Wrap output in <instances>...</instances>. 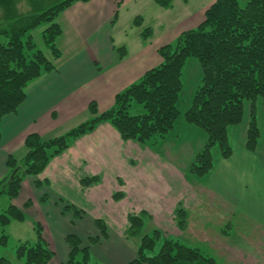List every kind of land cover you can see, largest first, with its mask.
I'll return each instance as SVG.
<instances>
[{"label": "crops", "instance_id": "obj_1", "mask_svg": "<svg viewBox=\"0 0 264 264\" xmlns=\"http://www.w3.org/2000/svg\"><path fill=\"white\" fill-rule=\"evenodd\" d=\"M142 3L152 4L154 0L75 2L60 13L57 23L63 33L56 44L60 47L62 42L64 49L69 46L71 54L65 57L61 53L56 70L31 83L18 111L2 119L0 180L7 176L9 156L19 160L25 156L28 135L38 134L49 140L67 133L93 118L87 116L92 102L100 114L106 112L121 91L161 64L159 49L175 38L153 44L151 38L145 41L141 32L131 33L137 27L135 19L120 24L128 5ZM131 35L135 37L132 43ZM121 47L126 50L123 59L117 52ZM258 118L261 138L256 152H248L245 146L248 114L229 132L230 142L233 135V156L217 159L213 171L201 180H189L186 170L202 150L205 134L184 118L164 140L158 141V150L123 141L110 124L102 123L54 158L37 178L27 177L19 197L10 203L32 217L23 224L34 221L42 226L44 239L54 254L49 264L68 262L70 235L76 236L81 247L88 248L99 263L128 264L138 252V242L126 235L130 213H145L149 217L146 228L152 223L163 234L180 237L184 232L175 223L177 206L188 212L199 201L217 205L223 201L232 214L234 210L243 211L250 222L264 228L263 100L258 103ZM93 177H99L100 183L86 188L81 185L83 179ZM36 180L49 185L37 189ZM117 193L123 194L120 201L114 200ZM45 196L47 201L43 202ZM67 205L81 212V217L73 210L66 211ZM215 210L225 212L227 207L219 205ZM97 220L107 227L105 237L96 226ZM90 239L100 241L91 244Z\"/></svg>", "mask_w": 264, "mask_h": 264}, {"label": "trees", "instance_id": "obj_2", "mask_svg": "<svg viewBox=\"0 0 264 264\" xmlns=\"http://www.w3.org/2000/svg\"><path fill=\"white\" fill-rule=\"evenodd\" d=\"M90 0H52L45 5L41 0H29V10L20 12L17 0H0L6 10L0 20V123L3 118L15 114L27 98V88L46 73L56 70V65L38 48L31 33L41 25L48 26L41 33L42 43L50 50L53 58L61 57L57 40L62 35L57 18L75 2ZM163 9H172L173 0H154ZM52 3V4H51ZM143 18L137 17L134 25L141 27ZM153 31L146 28L141 33L147 41ZM121 59L125 48H118ZM162 62L147 71L136 83L121 91L114 105L99 113L97 104L89 105L93 116L74 129L58 137L43 140L38 134H30L25 140L26 154L22 159L9 156L6 162L7 176L0 180V203L3 197L10 202L17 199L27 177L37 178L50 162L67 151L78 139L93 133L102 123L110 124L123 141H133L151 147L164 140L177 126L182 114L180 109L183 93V71L188 60L198 62L202 72L201 84L184 111L185 122L205 134L202 150L195 156L186 170V177L204 179L213 171L216 160H228L233 156L229 139L230 128L243 123L246 105L249 104V123L246 149L255 153L261 138L258 118V103L264 101V0H216L204 14V20L195 29L181 33L173 42L162 46L159 51ZM133 104L141 105L144 113L132 115ZM1 141V135H0ZM17 172L13 179L11 176ZM100 178H85L83 187L99 184ZM40 189L48 182L35 181ZM123 194L114 195L115 201ZM47 197H43V202ZM30 203L27 207H30ZM66 211L81 212L67 205ZM25 212L10 203L5 212L0 209L2 235L0 245L6 246L8 236L5 228L12 222H24ZM145 213L128 215L127 237L138 241L137 257L128 264H218L217 261L198 248H191L179 241L164 237L154 230L145 234ZM176 223L181 231L187 227L186 211L179 207ZM103 237L107 234L105 223L96 221ZM37 241L20 243L17 257L25 264H49L53 252L44 239L43 228L34 223ZM164 238L157 254L150 256L156 243ZM100 239H90L96 244ZM71 248L67 264L94 263L88 248H81V241L74 235L67 237ZM0 264H12L0 255Z\"/></svg>", "mask_w": 264, "mask_h": 264}, {"label": "rangeland", "instance_id": "obj_3", "mask_svg": "<svg viewBox=\"0 0 264 264\" xmlns=\"http://www.w3.org/2000/svg\"><path fill=\"white\" fill-rule=\"evenodd\" d=\"M42 1L45 5H48L52 0H41V2ZM55 1L57 0H54V2ZM215 1L216 0H173L172 9L158 7L154 4L155 2L145 5L143 3L142 5L136 6L128 5L127 11L121 14L120 21L122 23L120 24L124 25L127 22L130 24L137 17H142L145 23L141 27H134L133 25L135 29L131 32L132 34H135V32L139 34V32L142 33L144 29L151 28L153 31L151 36L153 44L163 42L170 37L171 39H176L180 34V30L183 31V29L190 27L192 29L197 28L204 20L205 12ZM16 5L20 12L25 13L29 10V0H17ZM5 14V8L0 6V20L5 17ZM193 16L196 17L194 18ZM47 26V24L41 25L38 29L34 30L31 35L38 44L37 49L44 51L47 58L55 64L57 60L53 58L50 50L41 40V33ZM130 37L131 43L134 42V35ZM57 48L60 54L62 53L65 57H69L71 54L70 51H72L69 46L64 49L62 42L60 47L57 46ZM201 78L202 72L198 62L194 59L188 60L183 71L184 89L180 103L182 114L179 120L183 118L184 111L188 108L192 96L201 84ZM249 107L250 105L247 104L246 115L249 114ZM130 113L132 115H141L144 113V109L141 105L133 104ZM88 115L90 117V112H88L87 116ZM87 116H85V119L88 118ZM82 117L83 116H81L80 119ZM197 130L202 132L200 129ZM232 130L233 128H230L229 132ZM230 135L231 133H229V136ZM232 137L233 135L231 136V142L233 143ZM150 148H156L158 150L160 146L157 142ZM201 183L202 182H200V184ZM9 205L10 200L7 197H3L0 203L1 212H5ZM219 205H223V207L225 205L227 210L225 212L222 210H215ZM177 207H181L186 211L187 227L180 237H169L167 236L168 234H163L161 232L165 238L168 237L177 240L187 247L198 248L214 258L218 264H264V228L250 222L245 212L234 210L232 214L229 211L228 204L223 203V201L218 205L213 201H209L208 203H200L199 201V203L193 205L188 212L183 206L179 205ZM203 207H206L207 210L201 209ZM27 216L28 218L26 221H28L29 218L32 219L29 214H27ZM30 223L34 225L35 222L30 221ZM30 223L27 222L23 224L22 222H13L11 226L5 228V234L8 236V243L6 246L0 245V255L7 258L12 264H25L24 259H19L17 257V248L20 243L29 242L35 244L37 241L33 225L28 227ZM176 226L178 227L177 223ZM154 230H157L156 227L150 223V225L145 228L144 233L149 235L152 234ZM1 235L2 229L0 227V237ZM163 241L164 238H161L156 243L155 250L149 252L148 255L153 256L157 254ZM93 260L94 263H96V261L98 262L95 257Z\"/></svg>", "mask_w": 264, "mask_h": 264}, {"label": "water", "instance_id": "obj_4", "mask_svg": "<svg viewBox=\"0 0 264 264\" xmlns=\"http://www.w3.org/2000/svg\"><path fill=\"white\" fill-rule=\"evenodd\" d=\"M16 173H17L16 171L13 173V175L11 176V179H13V177H14V175H15Z\"/></svg>", "mask_w": 264, "mask_h": 264}]
</instances>
